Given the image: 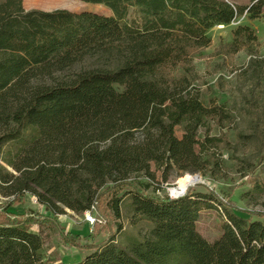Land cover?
I'll return each instance as SVG.
<instances>
[{
  "label": "trees",
  "instance_id": "obj_1",
  "mask_svg": "<svg viewBox=\"0 0 264 264\" xmlns=\"http://www.w3.org/2000/svg\"><path fill=\"white\" fill-rule=\"evenodd\" d=\"M83 1L112 14L0 2V264H264V212L245 216L250 211L209 188L157 197L135 181L154 176L151 164L163 155L165 180L170 170L208 168L202 154L219 137L200 139L199 130L228 115L201 101L193 60L211 45L213 27L246 8L229 0ZM263 7L261 0L248 12L258 17ZM233 34L238 49L256 39L248 26ZM124 188V198H115ZM28 194L51 214H19ZM127 196L134 216L153 224L143 237L119 242L111 231L102 243L82 244L57 219L64 207L93 206L120 218ZM215 207L222 233L209 241L197 223ZM52 229L68 247L91 253L65 262Z\"/></svg>",
  "mask_w": 264,
  "mask_h": 264
},
{
  "label": "rangeland",
  "instance_id": "obj_2",
  "mask_svg": "<svg viewBox=\"0 0 264 264\" xmlns=\"http://www.w3.org/2000/svg\"><path fill=\"white\" fill-rule=\"evenodd\" d=\"M229 1L236 6L245 7V12L229 25L213 27L209 31L211 45L199 50L193 60L197 74L193 85L198 90L201 101L207 106L222 105L228 115L222 124L208 119L199 130L200 139L207 132L219 137L218 145L202 154L210 160L208 168L195 173L185 172L181 176H178V171L170 170L168 179L165 180L163 155L151 164L154 176L140 174L135 181L139 186L144 185L147 193L164 197L170 196L171 188L182 187L188 175L198 174L201 176L199 182L189 189L200 193H206L207 188L212 189L221 198L232 201L242 210L250 211L243 213L245 216L259 218L257 213L264 212V7L259 16L255 17L254 12L248 10L258 6L261 0ZM22 3L27 10L50 11L63 8L78 12L91 10L104 15L112 14L111 9L103 4L83 0H22ZM240 26L250 27L251 34H255L256 39L252 37V41L238 49L234 45L233 32ZM249 103L253 104L258 119L249 109ZM176 135L183 136L182 127L176 128ZM181 180L182 184L179 185ZM127 191L128 188L121 189L114 197L124 198ZM5 199L3 197L2 200ZM18 211L22 215L51 214L35 197L23 207L20 206ZM87 211L64 207V212L57 215L60 224L68 231L81 234L82 244L102 243L111 231L116 232L119 242H125L129 235L145 236L153 226L150 221L134 216L128 196L122 203L120 218L105 206L101 209L95 206L92 208V215L100 221L92 225L85 219ZM220 213L221 207L205 208L197 223L198 230L209 241H215L221 236ZM119 223L123 225L121 232H118ZM52 232L55 248L65 262H78L91 253L85 248L68 247L56 229H52Z\"/></svg>",
  "mask_w": 264,
  "mask_h": 264
},
{
  "label": "bare ground",
  "instance_id": "obj_3",
  "mask_svg": "<svg viewBox=\"0 0 264 264\" xmlns=\"http://www.w3.org/2000/svg\"><path fill=\"white\" fill-rule=\"evenodd\" d=\"M197 182H199V176H197V175H195V176L188 175L187 178L185 179V182H184L182 187L171 188L170 192L173 195H178V194L183 193L184 191H186L190 186L196 184Z\"/></svg>",
  "mask_w": 264,
  "mask_h": 264
},
{
  "label": "built area",
  "instance_id": "obj_4",
  "mask_svg": "<svg viewBox=\"0 0 264 264\" xmlns=\"http://www.w3.org/2000/svg\"><path fill=\"white\" fill-rule=\"evenodd\" d=\"M2 199L3 197L1 196L0 194V203L2 202ZM36 199V198H35ZM95 208V206H93V209ZM13 218H15V216H12ZM85 219L88 223L94 225L96 222H99L100 220L97 219L96 217H94L92 215V209L91 210H88L86 213H85Z\"/></svg>",
  "mask_w": 264,
  "mask_h": 264
},
{
  "label": "crops",
  "instance_id": "obj_5",
  "mask_svg": "<svg viewBox=\"0 0 264 264\" xmlns=\"http://www.w3.org/2000/svg\"><path fill=\"white\" fill-rule=\"evenodd\" d=\"M34 199V196H32V195H27L26 196V203H28V201L29 200H33ZM3 201V200H2ZM26 203L24 204V205H26ZM24 205H20L21 207H23ZM20 206H18L16 209H17V211H18V209H19V207ZM18 213H19V211H18Z\"/></svg>",
  "mask_w": 264,
  "mask_h": 264
},
{
  "label": "water",
  "instance_id": "obj_6",
  "mask_svg": "<svg viewBox=\"0 0 264 264\" xmlns=\"http://www.w3.org/2000/svg\"><path fill=\"white\" fill-rule=\"evenodd\" d=\"M197 176H200V175H198V174H196ZM200 178H201V176H200ZM189 189V188H188ZM187 189V190H188ZM187 190L186 191H184L183 193H180V194H178V195H173L172 193H170V197H173V198H175V197H180V196H183L184 194H186L187 193Z\"/></svg>",
  "mask_w": 264,
  "mask_h": 264
}]
</instances>
